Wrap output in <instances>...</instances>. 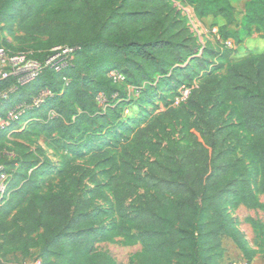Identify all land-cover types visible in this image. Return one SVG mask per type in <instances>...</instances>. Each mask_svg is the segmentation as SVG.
I'll return each instance as SVG.
<instances>
[{
	"label": "trees",
	"instance_id": "obj_1",
	"mask_svg": "<svg viewBox=\"0 0 264 264\" xmlns=\"http://www.w3.org/2000/svg\"><path fill=\"white\" fill-rule=\"evenodd\" d=\"M178 1L195 17L214 19L222 46L217 53L205 50L197 57L198 38L170 0H0V24L7 19L20 34L15 46L2 41L6 49L43 60L55 47L78 48L62 73L46 70L21 88L33 90L26 102L44 89L52 96L0 132V166L8 175L7 194L0 201V237L13 252L27 258L40 248L36 261L41 264H116L94 245L122 236L142 247L134 264H214L221 241L229 239L250 263L252 254L224 209L261 207L256 194L264 192V53H243L223 43L239 45L253 30L264 38V0L245 4L239 29L232 28L230 0ZM225 64L224 74L208 71ZM111 70L122 75L121 83L110 80ZM171 84L189 90L185 101L166 104L143 126L122 121L127 108L139 107ZM99 94L104 105L96 102ZM163 117L192 121L187 133L174 140L162 129ZM25 120L27 130H19ZM11 130L24 140L44 135L47 143L50 137L47 146L60 163L55 167L39 158L44 150L32 151L29 143H16L11 153L1 145ZM110 135L114 140L105 144ZM124 135L131 137L132 156L126 154L121 167L97 173L96 168L112 162L108 150L121 147ZM144 146L154 148V158L141 162L133 174L140 157L136 148ZM81 153L90 154L94 167L71 165ZM51 167L50 179L61 183L45 190L42 179ZM87 178L95 184L92 198L109 202L111 196L118 205V220L104 233L99 232L104 213L80 195ZM138 189L143 195L128 217L123 205ZM254 226L264 235V225Z\"/></svg>",
	"mask_w": 264,
	"mask_h": 264
},
{
	"label": "rangeland",
	"instance_id": "obj_2",
	"mask_svg": "<svg viewBox=\"0 0 264 264\" xmlns=\"http://www.w3.org/2000/svg\"><path fill=\"white\" fill-rule=\"evenodd\" d=\"M248 1L249 0H230V5L234 16L232 28L239 29V24L242 22L245 11V4ZM170 4L171 6H173V8L176 9L175 11L179 13L180 18H182L186 22V25L189 27L193 35L198 38V43L200 46L199 53L197 55L198 58H201V55L205 50L217 53L221 49V44L217 42L218 34L215 27V21L212 17L209 16L199 19L195 17L190 7L182 5L178 0H170ZM0 27L2 30L1 39L15 46L17 43L14 38L20 37V34L17 32L15 26H12V24L6 19L0 24ZM251 33L252 34L250 36L243 38L241 44L233 45V48L241 47L243 53H250L254 55L264 53V38L262 37L261 33L254 30ZM204 60L207 63L211 62L212 66H215L214 59L206 56L204 57ZM226 68L227 65L225 64L221 68L216 70H212L211 67H209L208 71L212 72L213 74H224ZM132 91V88H128L129 95L133 94ZM20 92L21 93L19 94V97L23 96L28 98L33 90L24 89ZM186 92H189L187 88H175V84L164 87L156 95L150 97L148 101L144 102L139 107L136 103H134L129 108H127V110L123 112L122 121H125V119H129L127 121V126H132L136 122H138L140 126H143L147 120L165 111L166 104L177 106L180 102L185 101L188 95V93L185 94ZM19 97L17 96L15 98L16 101H19ZM97 97L96 102L99 105H104L105 100L99 103L97 101ZM132 100H134V98H132ZM8 108L9 107L7 105H1L0 113L6 111ZM52 112L53 111L50 110V113ZM190 112L191 114H193L192 110ZM162 119L164 120V124L162 127L164 133H171V138L174 140H179L181 136L180 134L187 133V126L192 121L191 117L186 121V123L179 120L168 122L167 117H163ZM27 125L28 122H25L23 124L24 130H27ZM16 132V130H13L11 134L7 135L6 138L1 140V145L6 147L7 150H10L11 153L15 152L16 143L23 144L25 146H28L29 143L30 150L32 151H34L38 147H41L44 150V156L39 155V158H48L51 161L52 165L55 167L60 163L59 157L54 154L50 147L47 146V143H51L50 137L47 138V143L44 140V135L32 138L30 140H24L20 137H14L13 133ZM117 133L118 130L114 132V134ZM123 137L125 139L121 147L110 148L108 150V154L112 158V162H110L109 165L103 168H96L97 173H100L102 170L111 171L110 168L116 169L117 167H121L127 161L126 154L132 156L133 153L130 150V147L132 145L128 144V141L131 139V137H128L127 135H124ZM112 140H114V137L110 135L104 138L103 142L105 144H108L111 143ZM156 140V138H153L152 143H155ZM153 151L154 148L152 146L136 148V154H138L140 157L135 159L131 167L133 174L135 169L141 162L145 160H153ZM84 154L85 153H81V155H79L77 158L71 160V165L94 167L96 161L91 160L90 154ZM103 160V158H100L98 159V162H102ZM52 167L46 172V175L42 179L45 185V190L49 188V185L52 186V189H58V184L61 183V181H59L58 179H50V177L55 172ZM141 171L145 172V169H141ZM114 173L115 172L112 171V174ZM98 179L102 184L106 183V179L102 176H98ZM94 187L95 184L91 181L90 178L85 179L84 187L81 188L80 195L91 199L94 207L104 213V215L102 216L101 224L99 226V232L104 233L109 230V224L112 220H118V205L112 200V197L109 196V193L106 189L104 190V192L110 197L109 202L104 201L99 196L92 198L91 192L93 191ZM142 195L143 190L138 189L135 194L131 196L123 205V209L125 210L128 217H132V207L136 205V199ZM256 196L261 205V207L258 209H247L241 205L235 207H226L224 209L225 215L228 220L231 221L232 227L236 232L238 238L242 242H244L246 248L252 254L250 263L248 264H264V235L260 234L258 228L254 226L264 225V192H257ZM133 233L136 234L134 230ZM12 248L13 247L3 245L0 237V264H35L37 262V258L40 257L41 253L40 248L32 249L30 251V255L27 258H24L20 253L13 252ZM94 249L110 256L116 262V264H134L135 256L142 251V247L138 242L129 243L128 240L125 237L123 238L122 236L111 237L108 240L104 241L97 240L94 245ZM214 254H217V256L218 254H220V256L214 260V264H247V260L245 259V257L235 246V244L229 239H223L221 241L220 251H217Z\"/></svg>",
	"mask_w": 264,
	"mask_h": 264
},
{
	"label": "built area",
	"instance_id": "obj_3",
	"mask_svg": "<svg viewBox=\"0 0 264 264\" xmlns=\"http://www.w3.org/2000/svg\"><path fill=\"white\" fill-rule=\"evenodd\" d=\"M1 30H0V106L7 105L9 108L4 112L3 116L0 115V132L6 131L11 128L12 124L19 122V120L28 112L38 110L47 98H50L51 92L47 89L41 90L33 96L29 102L16 101L11 102V96L16 94L18 90L23 87L29 86L36 82V80L46 70L60 74L62 71L71 66L74 59V54L78 50L74 46H59L51 50L50 54L43 60H37L30 57V53L25 52H12L2 45ZM223 45L227 48H233V44L229 41L224 42ZM108 77L113 83H121L123 77L115 70L108 73ZM62 81L67 85L68 79L62 77ZM8 84L2 87V84ZM186 92L185 94H187ZM105 97L100 94L97 101L100 103L104 101ZM54 114L50 113L49 118ZM28 121L25 120L21 123L19 130L23 129V124ZM13 130L6 132L9 135ZM1 157V150H0ZM8 175L3 171L0 166V201L7 194ZM35 264H41L37 261Z\"/></svg>",
	"mask_w": 264,
	"mask_h": 264
},
{
	"label": "crops",
	"instance_id": "obj_4",
	"mask_svg": "<svg viewBox=\"0 0 264 264\" xmlns=\"http://www.w3.org/2000/svg\"><path fill=\"white\" fill-rule=\"evenodd\" d=\"M22 89H20V90H18V92L16 93V94H14L13 96H11V100H12V102H16V97L18 96L19 97V94L21 93L20 91H21ZM19 102H21V101H25L24 100V97L23 96H21V97H19ZM5 112V111H4ZM3 113V112H2ZM4 114V113H3Z\"/></svg>",
	"mask_w": 264,
	"mask_h": 264
}]
</instances>
